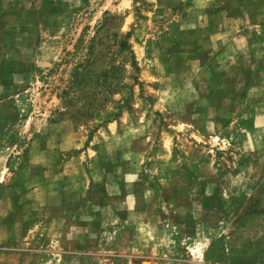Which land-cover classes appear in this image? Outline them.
<instances>
[{
  "label": "rangeland",
  "instance_id": "1",
  "mask_svg": "<svg viewBox=\"0 0 264 264\" xmlns=\"http://www.w3.org/2000/svg\"><path fill=\"white\" fill-rule=\"evenodd\" d=\"M0 264H264V0H0Z\"/></svg>",
  "mask_w": 264,
  "mask_h": 264
}]
</instances>
